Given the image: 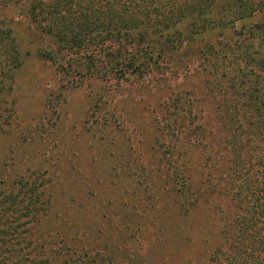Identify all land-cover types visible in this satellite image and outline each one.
<instances>
[{
    "label": "rangeland",
    "instance_id": "374dc122",
    "mask_svg": "<svg viewBox=\"0 0 264 264\" xmlns=\"http://www.w3.org/2000/svg\"><path fill=\"white\" fill-rule=\"evenodd\" d=\"M51 1L0 0L20 60L0 96V201L42 192L36 264H264V0H212L143 43L82 52L34 19Z\"/></svg>",
    "mask_w": 264,
    "mask_h": 264
},
{
    "label": "trees",
    "instance_id": "16d2710c",
    "mask_svg": "<svg viewBox=\"0 0 264 264\" xmlns=\"http://www.w3.org/2000/svg\"><path fill=\"white\" fill-rule=\"evenodd\" d=\"M209 1L212 0H52L35 2L31 14L59 50L82 52L91 47H105L107 42L118 43L131 38L143 43L149 33H163L183 18L202 15ZM181 36H174L171 42L175 44L178 39L179 45L183 46ZM250 36L254 37V33ZM235 45L242 48L241 54L247 60L250 59V47L243 45V49L242 44ZM110 55L111 67L119 66L121 52ZM47 57L53 59L54 52L49 51ZM19 61L14 33L0 27V96L8 79L13 81V69ZM128 61L129 67L137 68L136 57L132 56ZM255 92L252 93L256 102L255 114L259 115L260 121L254 126V137L264 142V92L262 94L259 89L256 96ZM172 166L170 161L171 169ZM41 197L38 188L24 186L0 201V264H36L32 250H29L35 249L30 233L32 220L43 213ZM258 201L261 215L264 212V182Z\"/></svg>",
    "mask_w": 264,
    "mask_h": 264
}]
</instances>
